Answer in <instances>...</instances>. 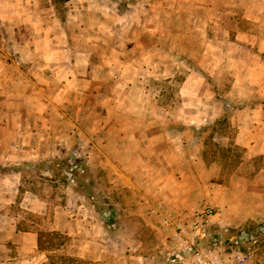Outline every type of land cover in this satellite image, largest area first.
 Returning a JSON list of instances; mask_svg holds the SVG:
<instances>
[{
  "label": "crops",
  "instance_id": "crops-1",
  "mask_svg": "<svg viewBox=\"0 0 264 264\" xmlns=\"http://www.w3.org/2000/svg\"><path fill=\"white\" fill-rule=\"evenodd\" d=\"M150 1L156 4L158 0ZM159 1L165 8L186 9V18L180 21L184 24L181 32L184 43L179 48L190 64L181 81L174 111L167 110L157 94L158 87L150 80L167 72L166 75H174L179 69L151 67L155 60L152 58L150 64L138 66L134 78L126 83L124 75L117 74L121 67L115 69L109 62L113 51H102L106 61L101 63L94 62L91 54L83 64L65 62L59 54L64 47L55 42L53 30H49L45 21L41 25L44 33L38 38V44H43L40 49H35L34 41L25 38L20 48L0 51L1 149L9 145L5 141L8 137L31 136L16 150L25 149L21 158L26 166L37 164L44 157L45 146L32 140L33 137L49 131L61 135L60 130L64 129L61 122L67 121L68 132L83 136L82 148L92 170L111 165L121 172L133 169L131 179L146 183L149 193L177 211H199L208 204L216 207L211 219L216 226L262 220L264 0ZM20 6L13 0H0L2 22L22 18L15 14L20 12ZM39 17L44 19L42 15ZM149 21L154 25L162 22ZM152 45L148 49L150 58L160 49ZM7 52H13L16 58ZM74 59L77 61V55ZM234 104L240 105L234 109ZM230 107L228 128L222 133L215 132L214 139L220 144H212V159L206 155L202 136L170 125L175 121L199 127L215 122ZM232 143L243 148V156L225 179L223 167L227 163L232 166L229 164ZM219 150L227 152L223 159L216 154ZM147 168V177L140 176ZM23 179L22 171L15 169L2 175L1 180L14 181L13 192L17 187L7 200L19 201L21 212L30 216L33 212L47 213L50 199L35 186L22 187ZM68 193L55 206L58 221L47 226L31 217L19 219L11 206L0 212L6 217L0 223L3 239L11 250L17 251L0 257V264H112L109 255L116 251L119 257H114L115 263L167 264L144 250L138 225L110 226L99 217L94 204L85 205L84 195H79L73 187L72 193ZM226 205L232 210L228 219L224 217L230 212ZM45 231L78 240L80 251L75 250L78 252L71 259L66 254L71 253L66 243L46 246ZM97 244L100 253L93 254L91 247Z\"/></svg>",
  "mask_w": 264,
  "mask_h": 264
},
{
  "label": "rangeland",
  "instance_id": "rangeland-1",
  "mask_svg": "<svg viewBox=\"0 0 264 264\" xmlns=\"http://www.w3.org/2000/svg\"><path fill=\"white\" fill-rule=\"evenodd\" d=\"M119 1L123 0H66V20L62 21L57 17L51 0H13L15 4L19 3L21 5L19 7L20 12H15V14H20L23 17H19L20 19L11 23L2 22L0 17V51H13L20 48L21 40L25 38L30 39L31 42L34 41L33 47L35 46V49H40L43 44H38V38L40 34L44 33L41 30V25L47 21L45 25L48 26L49 30H53L52 34L55 42L59 46L64 47L62 49L63 52H59V54L62 55V58H65V62L73 63L75 61L83 64L86 60L88 61L87 58L91 54V59L94 62L101 63L106 61L102 51L104 53L113 51V56L110 57L109 62L115 69L119 68V66L121 67L120 70L122 71L117 74L122 73L126 83L134 78L138 66L142 64L146 66L151 63L150 60L152 58H155L156 62L154 63V60L151 63V67L156 66L168 71L179 69L174 75L170 73L166 75L167 72L166 74L163 73L164 75L159 74L157 78L150 76V82L158 87L159 91H157V94L161 97L167 110L170 112L174 111L180 97L181 81L189 71L188 64H190L179 48L184 43V36L181 34L184 24H181L180 21L186 18V9H180L175 6L165 8L164 4L159 0L156 4H152L150 0H141V2L136 0L135 3H130L132 5L130 6L132 7L131 9L124 11L120 8ZM41 15L44 19H40L39 16ZM149 19H157V22L162 20V22L154 25L150 23ZM166 19H168V23L165 22ZM152 44L158 45L160 49L158 48L159 53L157 55L150 58L148 49L150 46L153 47ZM162 52L166 54L164 55ZM7 53L16 58L13 52ZM75 55H77V61L74 59ZM239 105L234 104V109L238 108ZM228 110L232 112V107ZM226 122L227 120L219 125H212V122L203 124V127L199 126L200 136H202L207 147L206 155L210 159L214 158L212 144H220V141L214 139L215 132L222 133L228 128L226 127ZM67 124V121L61 122L64 127V129L60 130L61 135H53L49 131L43 136L33 137L32 140L38 141L39 144L45 146L44 157L37 164L33 163L30 166H26V162L21 158L26 153L25 149L16 150V148H19L18 145L20 143H26L31 136H11L5 140L9 144L6 148L2 150L0 146V191H2V194L0 193V212L6 211L11 206V211L21 215H17L19 219L33 218L40 225H50L54 220L58 221L55 217V214L57 215L55 206L69 195L68 192L72 193L73 187L79 195H84L82 192H86L89 195V197L84 195L86 197L84 200L85 205L88 206V202L94 204L97 209L101 210V212L98 211L99 217L102 218V213L105 209L114 207L115 218L113 223L115 226L122 223L138 225L139 233L142 241H144L142 247L145 251L156 254L159 260L165 261L167 264H189L188 260L170 258L173 245L165 232L148 215L144 205L146 197L161 201L163 199L149 193L146 183L139 184L134 179H131L130 175L133 174V169L129 168L121 172L112 165L98 170H92L88 165L87 170H81L80 166L75 168L69 166L66 160L67 156H70L74 161L81 159V165L87 164V158L82 148V145H84L83 136L68 132ZM170 125L174 129H187L196 134V131L191 126L182 125L175 121L171 122ZM229 129L231 132L233 131L232 128ZM233 145L234 143L231 146L233 155L231 162H229L232 166L227 163L223 167L225 179L228 177L229 172L235 168L233 167L234 164L243 156V148L236 144ZM7 148L8 150L6 151L5 149ZM226 153L219 150L216 154L223 159ZM13 169L22 171L24 175L22 187L35 186L50 199L52 203L47 213L33 212V215L30 216V214L21 212L22 206L19 201H12L14 198L11 201L7 200L12 198L10 197L12 193H16L17 187H14L13 192L12 185H14V181L1 179L4 173ZM143 170V173L140 172L141 174L139 173V175L147 177L149 169ZM70 171L73 172L71 178L68 177V172ZM124 173H127L128 177ZM133 181L135 182L134 184ZM68 185L70 186L69 188L67 187ZM53 196L55 197L54 200H52ZM18 198L19 196H17ZM234 198L237 197L234 196ZM208 207H211L212 214H215L217 209L210 204L206 207L204 206L201 210H205ZM228 207L230 206L228 205ZM228 210L230 212H227V215L224 216L227 219L232 214V210L230 208ZM212 214L205 216L204 219L208 231V238L203 240L204 243H207L212 236H217L226 246L225 251L229 255L236 248L229 239L233 238L238 231H250L255 234V240L246 242L240 245L239 248L251 256L249 259L251 264H264V219H249L238 226L226 225V227H220L213 224L211 220ZM5 219L6 217L0 214V223ZM5 234H8V232ZM44 234L46 236V246L66 243L67 250L69 249L68 252H71L66 254L71 255V259H73L74 253L78 252H75V250L80 251V243L76 239L70 240L69 237L59 236L58 234L51 235L50 231H45ZM3 237V233L0 232V257H6L8 253L9 255L17 253L16 250H11L13 249L12 247L6 245ZM97 248L100 249L99 244L91 247L90 252L93 254L100 253ZM114 257H119L118 251L110 254L109 259L112 264H119V262H114Z\"/></svg>",
  "mask_w": 264,
  "mask_h": 264
},
{
  "label": "built area",
  "instance_id": "built-area-1",
  "mask_svg": "<svg viewBox=\"0 0 264 264\" xmlns=\"http://www.w3.org/2000/svg\"><path fill=\"white\" fill-rule=\"evenodd\" d=\"M68 177L71 173H68ZM144 205L148 215L169 237L173 251L170 258L188 260L189 264H251V258L240 245L254 241L256 236L250 233L243 240L235 239L232 244L235 249L227 254L226 246L220 240H213L204 245L202 239L206 236L205 216L211 215L212 208L199 211H177L159 199L146 197Z\"/></svg>",
  "mask_w": 264,
  "mask_h": 264
},
{
  "label": "trees",
  "instance_id": "trees-1",
  "mask_svg": "<svg viewBox=\"0 0 264 264\" xmlns=\"http://www.w3.org/2000/svg\"><path fill=\"white\" fill-rule=\"evenodd\" d=\"M51 1H52L53 5L55 7V11H56L57 17L59 19H61L62 21H65L66 20V11H67V8L65 7V1L66 0H51ZM135 2H136V0H132V2H131V0H123V1H119V6H120V8L122 10L126 11V10H129V9L132 8V7H130V6H132V5H130V3L133 4ZM229 114H230V111L229 110H225L216 119V121L213 122L212 125H219L222 122H225L227 120V117H228ZM200 127H203V125H201ZM200 127H197L196 125H191V128L194 129L196 131V134H199V135H201L200 132H199V130H198ZM66 158H67L66 160H67V162H68V164H69V166L71 168H75L76 166L77 167L80 166L81 170H87L88 169V166H87L86 163H84V164L81 165V159H78V160L74 161L70 156H67ZM68 173H71V176L69 177V178H71L72 175H73V172L70 171ZM82 193L85 196H88L89 197V195H87L86 192H82ZM97 210L99 212H101V210H99V209H97ZM114 218H115V209H114V207H109V208H107V209H105L103 211V213H102V219H103L104 222H106L110 226H113L114 225V223H113L114 222L113 221ZM250 233L251 232L250 231H247V230L238 231L236 233V235L233 238L229 239V240H231V242L233 244L235 239H238L239 238V239L243 240L244 237L247 236V235H249ZM207 238H208V231H207V227H206V236L202 239V243L204 245H208L213 240H216V239H218V240H220L222 242V240L219 239L217 236H212L211 239L207 243H204L203 240H207Z\"/></svg>",
  "mask_w": 264,
  "mask_h": 264
}]
</instances>
